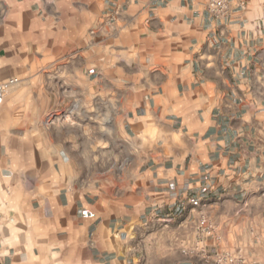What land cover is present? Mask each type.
Here are the masks:
<instances>
[{"label":"crops","instance_id":"0c3cea01","mask_svg":"<svg viewBox=\"0 0 264 264\" xmlns=\"http://www.w3.org/2000/svg\"><path fill=\"white\" fill-rule=\"evenodd\" d=\"M210 1L0 0V264H264V0Z\"/></svg>","mask_w":264,"mask_h":264},{"label":"rangeland","instance_id":"374dc122","mask_svg":"<svg viewBox=\"0 0 264 264\" xmlns=\"http://www.w3.org/2000/svg\"><path fill=\"white\" fill-rule=\"evenodd\" d=\"M67 73H69V71H66ZM47 72H45L46 74ZM16 84V83H14ZM36 89V87H34ZM55 88L56 87H52L50 84L44 86V94H51V93H55ZM87 86L84 85V83L81 80L75 79L72 84L70 86H65V85H61L59 87V93L60 94H76L77 96L84 93L87 90ZM54 90V91H53ZM97 90L96 86H93V92ZM94 104L92 103V109H94ZM82 103H80L79 101H73L71 103L68 102V100H65L64 102H60L59 105V112L56 113H50L49 115H47L44 119V125L47 127H51L52 121L57 122L59 121L60 123V127L62 129V131H66L68 129V125L67 123L69 121H73L76 125V130H77V139L82 140L84 135H82L81 130H82V126L83 125V119H82V115H80L78 117V115L75 117V119L69 117V114L67 113V111L69 110V108L73 109H80L81 108ZM94 111V110H93ZM90 120V126H91V139L93 142L96 141H100L101 135L99 134L98 130H95V128H97V125H99V118L92 116ZM62 132V133H63ZM63 137H67V135L63 136ZM93 152H99V150H93ZM103 166H83L82 170L83 172H87L88 170H90L93 174L95 172H97L98 170L102 169Z\"/></svg>","mask_w":264,"mask_h":264},{"label":"built area","instance_id":"2783aa9c","mask_svg":"<svg viewBox=\"0 0 264 264\" xmlns=\"http://www.w3.org/2000/svg\"><path fill=\"white\" fill-rule=\"evenodd\" d=\"M209 10L216 17L226 15L228 11V0H211L209 4ZM16 82V79H12L8 83H0V105L2 104L6 94L7 85L14 84ZM210 229L211 226L206 218L203 216L200 217L196 225V231L199 239L201 240L208 236ZM205 258L212 261L213 264H251L243 257L229 252H215L212 254H206Z\"/></svg>","mask_w":264,"mask_h":264}]
</instances>
